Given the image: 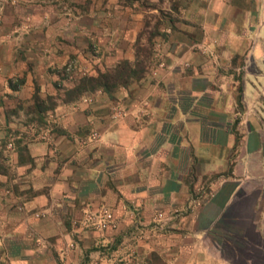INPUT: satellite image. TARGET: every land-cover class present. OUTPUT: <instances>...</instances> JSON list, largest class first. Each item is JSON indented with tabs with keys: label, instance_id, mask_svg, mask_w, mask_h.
<instances>
[{
	"label": "crops",
	"instance_id": "0c3cea01",
	"mask_svg": "<svg viewBox=\"0 0 264 264\" xmlns=\"http://www.w3.org/2000/svg\"><path fill=\"white\" fill-rule=\"evenodd\" d=\"M72 2L65 5L70 15L62 0H0L6 8L0 16V264H235L208 243V227L198 223L225 184L232 187L221 213L241 216L235 205L252 200L253 189L243 186L257 180L261 188L264 172L261 165L255 166L261 174L250 170L255 153L242 147L235 165L234 135L224 122L235 118L230 95H197L196 82H210L214 33L223 66L240 55L236 43L264 39V0L189 1L181 8L183 21L199 20V30L167 26L164 61L111 96L99 90L68 102L56 97L43 115L48 139L40 141L13 105L31 104L35 89L51 97L57 86L71 89L86 73L97 76L104 65L132 60L130 40L143 27L145 11L129 20L127 7L118 19L114 0ZM87 39L95 52L91 67L83 57ZM69 60L73 70L64 79ZM13 77L21 79L17 88ZM117 108L120 115L112 112ZM192 174L196 179L189 181ZM202 176L219 180L210 183L215 194L195 209L190 194ZM100 205L115 213L116 230L82 224L83 213ZM254 209L264 216V194L254 197ZM158 212L167 218L160 233L151 225ZM127 235L133 260L114 252L127 245ZM223 247L235 249V243Z\"/></svg>",
	"mask_w": 264,
	"mask_h": 264
},
{
	"label": "rangeland",
	"instance_id": "374dc122",
	"mask_svg": "<svg viewBox=\"0 0 264 264\" xmlns=\"http://www.w3.org/2000/svg\"><path fill=\"white\" fill-rule=\"evenodd\" d=\"M70 1L71 3H73V0H62V2L64 3L63 7L65 8L63 9V11L68 12L70 15H72L73 13L69 9L70 7L65 6ZM106 1L107 0H105V2ZM189 1L193 3L196 0H114L116 8H118V19L125 18L124 11L127 7L129 8V20H131L133 16H136V12L145 11L144 17L142 18V30L137 34L133 41L130 40L131 45L129 51L130 57L132 58V60H130L131 63H133L135 59L137 60V58L138 61L143 62V67H145V73L143 74V78L147 76V74L153 72L157 68L158 64L162 63V61H164L166 57L163 56L164 52L162 51V40H167L168 34L166 33L165 29L167 26L173 28L177 32H183V23L187 24L186 26L189 25L193 27V29L198 28L199 30V28H201L199 20H193L192 22H189L187 20L186 22L183 21L184 14L181 11V8H183L184 5H186ZM4 10H6V8H2V6L0 5V16L3 15ZM96 15L97 13L94 17L98 18V15L97 17ZM70 24L72 23H69L67 26H69ZM1 27L2 20L0 17V28ZM242 32L245 31H239V34H243ZM219 37L220 35L216 33H214L212 38L210 37L211 41L208 47L209 50L207 51V60L210 61L211 65L209 66V69L207 71L208 73L206 76V79H208L210 82H207V80H198L196 82V89L198 90L197 95L217 96L221 94V92H225L230 95L229 97L235 102V105L233 106L235 107V118H232V121H229L228 123L224 120L223 121L225 122V124L231 127L234 135L235 165L237 164V159L241 155V147L244 148L246 153L249 155L255 153L253 156L250 155L251 157L249 168L250 170H253L254 173L256 172V175L260 172L257 168H255V166L261 165L262 169L260 171L261 173L264 172V39L261 40L250 38L249 41L241 43L238 42V44L236 43L235 49H239L240 55L233 56L230 60H227L228 62H226V64L223 66L221 64L219 57L220 53L218 51L217 39H219ZM191 40H195L197 42L196 38L194 37L193 39L191 38ZM83 42H85L87 45V48H85L87 49V51L85 49L84 50L86 52H89L86 53L85 56L83 55V57L85 58L84 60L87 62L86 67L94 66L95 64L92 62V60H90L91 57L89 58L90 55L95 56L93 54L95 53L94 49L91 48V43L89 42V39ZM138 49H141V53L137 51ZM243 52L245 53L243 54ZM105 56H107V52ZM85 61L84 63H82L86 64ZM121 61L117 60L111 63V65H104V71H98L97 74L112 71L113 68L117 66L118 63ZM68 62L69 63H67L62 68L63 74L60 75V77L63 76L62 78L64 79H67L69 77L67 76V74H71L70 71L73 70L71 69L70 71H68L73 63L71 60H69ZM84 66L85 65H83V67ZM184 69H186V67ZM86 76H88L87 73ZM224 79L228 81V84L226 86H221L222 81ZM9 81L12 87L17 88L19 86V83L21 82V79L13 77L9 78ZM60 85H62L61 82ZM125 88H127V86ZM56 90V95H53L51 97L46 96L45 98H42L40 97L41 94L39 95L38 93V89H35L34 95L32 96L33 101L31 104L16 103L13 105V109L21 113L22 121L27 122V126L32 127V134H34V137L32 136V138H36L40 141H47L48 135L45 130H47V126L50 122L45 121L43 115L46 112L54 109V99L56 97L60 98L62 94L65 99V91L67 90V87L57 86ZM36 94L39 100L38 103L41 104L42 108L46 110L41 116V119H39L35 110V103L37 101L35 102L34 99ZM112 112L118 114L119 112L122 113V110L117 108L114 109ZM217 122L222 123V119H217ZM230 169L231 168L229 165V167L225 169V176H227V172ZM262 174L264 175V173ZM202 177V182H199L196 186V189H194L190 194V198L192 199V201H196L195 205H197V207L195 209L201 207L207 200V198H210L213 194H215H212V190L210 189V183L219 180V178H215V176ZM194 179H196L194 175L190 176L189 181H192ZM257 183V180H255L250 184H245L243 186L245 188L243 189L249 191L251 190V187L256 186ZM192 186H190V189ZM231 187V184H225L220 194L218 196H215V198L213 196L211 205L207 210V213L201 216V219L198 223V227L200 229L208 227V231L206 233L208 243L212 242L213 244L218 245L220 250L223 251V255L233 261L235 260V249H232L230 247L224 248L223 246H225V244L227 243L230 246H233L235 243V228H237L234 221L235 217L234 214L229 213V211L227 213H221L223 200L230 191ZM248 201L249 200H245L243 202L240 201L235 205V216L238 213L247 211ZM188 204L189 202L186 205L182 206L183 211L186 214L192 212L190 208L191 206L188 208ZM100 207L106 206L100 205L96 209ZM106 208L111 210V208L109 207ZM132 218L134 219V217H132L131 215V219ZM153 220L151 225H154ZM162 224L163 227L167 224V218ZM90 229L93 231H97L92 228ZM97 232L104 233L105 231ZM126 239L127 240H125V243L127 245H123V247H120L119 249H114V252H123V255H126L128 259L133 260L135 259L136 255V251L132 248L133 241L131 239V236L126 237Z\"/></svg>",
	"mask_w": 264,
	"mask_h": 264
},
{
	"label": "trees",
	"instance_id": "16d2710c",
	"mask_svg": "<svg viewBox=\"0 0 264 264\" xmlns=\"http://www.w3.org/2000/svg\"><path fill=\"white\" fill-rule=\"evenodd\" d=\"M141 53V49L137 50ZM138 57V55H137ZM145 67L143 62L135 59L133 63L122 60L112 71L98 73L97 76H85L79 83L65 91V101H74L80 97L102 91L111 96L118 88L128 87L132 82L143 78ZM35 110L41 119L46 111L39 104L38 96H35ZM253 186L251 199L248 203L247 211L241 216L235 217V264H264V216L263 211L254 209L251 206L257 193L264 194V185L259 188ZM263 229V230H262Z\"/></svg>",
	"mask_w": 264,
	"mask_h": 264
},
{
	"label": "built area",
	"instance_id": "2783aa9c",
	"mask_svg": "<svg viewBox=\"0 0 264 264\" xmlns=\"http://www.w3.org/2000/svg\"><path fill=\"white\" fill-rule=\"evenodd\" d=\"M121 112L118 113L120 115ZM94 139L98 138L97 134H94ZM166 218L161 212H158L154 216L153 227L158 233L162 232L163 222ZM82 224L88 228L95 229L97 231L115 230L117 228V222L112 210L106 207H100L94 211H86L83 215Z\"/></svg>",
	"mask_w": 264,
	"mask_h": 264
}]
</instances>
